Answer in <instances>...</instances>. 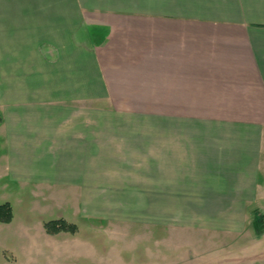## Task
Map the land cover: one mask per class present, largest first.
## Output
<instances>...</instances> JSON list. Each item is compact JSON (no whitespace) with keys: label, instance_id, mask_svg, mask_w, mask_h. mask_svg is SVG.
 I'll use <instances>...</instances> for the list:
<instances>
[{"label":"crops","instance_id":"obj_1","mask_svg":"<svg viewBox=\"0 0 264 264\" xmlns=\"http://www.w3.org/2000/svg\"><path fill=\"white\" fill-rule=\"evenodd\" d=\"M3 177L62 264H264V0H0Z\"/></svg>","mask_w":264,"mask_h":264},{"label":"rangeland","instance_id":"obj_2","mask_svg":"<svg viewBox=\"0 0 264 264\" xmlns=\"http://www.w3.org/2000/svg\"><path fill=\"white\" fill-rule=\"evenodd\" d=\"M42 196L43 194L40 192L33 194L30 191L28 193L21 191L6 178H0V205L9 203L13 214V219L10 223H0V264H62L66 260V258L61 259L53 256L55 251H62L63 249H55L52 241L43 236L44 234L49 236L56 235L48 234L44 224L51 219L59 217H63L68 221L74 220L73 209L69 206H66L64 209L55 207L48 209L45 213L39 208L43 204ZM48 196L51 195L48 194ZM69 200L71 201L70 195ZM63 211L67 212H64L62 215L60 214L61 216L59 217H48L51 212L61 213ZM40 220L44 222L41 225L38 224ZM71 222L73 223V221ZM78 222L79 220L77 219L74 223L77 225V228H80L79 239H92L94 235L104 233L90 230L88 227H83L80 223L78 224ZM63 233L74 234L65 231ZM132 233H142V230L137 228V231ZM108 244V242L104 243L103 246H108ZM146 244L143 242L129 243V245H132V250L137 251L138 254L144 251V246H147ZM131 248L129 249L131 250ZM75 261L76 259L66 264H79Z\"/></svg>","mask_w":264,"mask_h":264},{"label":"trees","instance_id":"obj_3","mask_svg":"<svg viewBox=\"0 0 264 264\" xmlns=\"http://www.w3.org/2000/svg\"><path fill=\"white\" fill-rule=\"evenodd\" d=\"M12 219L13 214L9 203L0 205V223L8 224ZM44 227L48 234H57L63 231L75 233L77 231L76 225L67 223L63 219L48 221L44 224Z\"/></svg>","mask_w":264,"mask_h":264}]
</instances>
